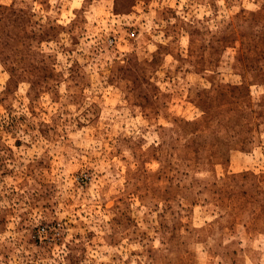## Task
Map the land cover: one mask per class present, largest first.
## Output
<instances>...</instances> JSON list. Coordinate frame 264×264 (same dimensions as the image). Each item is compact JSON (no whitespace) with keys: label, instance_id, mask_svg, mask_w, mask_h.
Returning a JSON list of instances; mask_svg holds the SVG:
<instances>
[{"label":"rangeland","instance_id":"374dc122","mask_svg":"<svg viewBox=\"0 0 264 264\" xmlns=\"http://www.w3.org/2000/svg\"><path fill=\"white\" fill-rule=\"evenodd\" d=\"M0 264H264V0H0Z\"/></svg>","mask_w":264,"mask_h":264},{"label":"built area","instance_id":"2783aa9c","mask_svg":"<svg viewBox=\"0 0 264 264\" xmlns=\"http://www.w3.org/2000/svg\"><path fill=\"white\" fill-rule=\"evenodd\" d=\"M128 36H129V37H132V36H133V33H132V32H130V33L128 34Z\"/></svg>","mask_w":264,"mask_h":264}]
</instances>
